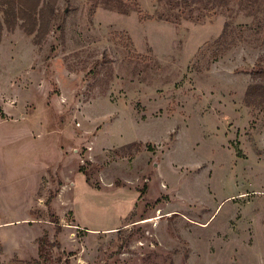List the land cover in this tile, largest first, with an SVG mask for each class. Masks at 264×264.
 I'll return each instance as SVG.
<instances>
[{
	"label": "rangeland",
	"instance_id": "obj_1",
	"mask_svg": "<svg viewBox=\"0 0 264 264\" xmlns=\"http://www.w3.org/2000/svg\"><path fill=\"white\" fill-rule=\"evenodd\" d=\"M57 8L0 30V264H264V0Z\"/></svg>",
	"mask_w": 264,
	"mask_h": 264
},
{
	"label": "trees",
	"instance_id": "obj_2",
	"mask_svg": "<svg viewBox=\"0 0 264 264\" xmlns=\"http://www.w3.org/2000/svg\"><path fill=\"white\" fill-rule=\"evenodd\" d=\"M59 0H0V13L3 16V22L0 23V30L4 26L7 30L13 31L16 28L21 29L26 36L33 37V43L39 49L50 33L53 23L56 19L57 2ZM112 0H106V3ZM184 6L189 5L191 0H179ZM226 1V0H221ZM118 11L126 13L121 9V5L115 3ZM253 81L247 87L245 92V103L254 105L264 111V84L258 81H264V68H254L249 72ZM140 146L137 143H131L126 148L130 149Z\"/></svg>",
	"mask_w": 264,
	"mask_h": 264
},
{
	"label": "bare ground",
	"instance_id": "obj_3",
	"mask_svg": "<svg viewBox=\"0 0 264 264\" xmlns=\"http://www.w3.org/2000/svg\"><path fill=\"white\" fill-rule=\"evenodd\" d=\"M154 220V219H153ZM152 219H150V220H147V221H144V223H149V222H151V221H153Z\"/></svg>",
	"mask_w": 264,
	"mask_h": 264
}]
</instances>
